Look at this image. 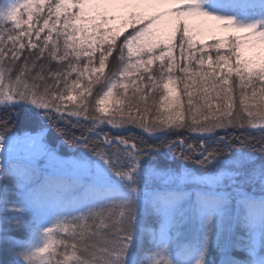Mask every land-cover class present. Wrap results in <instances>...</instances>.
I'll return each instance as SVG.
<instances>
[{"label": "snow or ice", "instance_id": "6c2138e0", "mask_svg": "<svg viewBox=\"0 0 264 264\" xmlns=\"http://www.w3.org/2000/svg\"><path fill=\"white\" fill-rule=\"evenodd\" d=\"M0 264H264V0H0Z\"/></svg>", "mask_w": 264, "mask_h": 264}, {"label": "rangeland", "instance_id": "374dc122", "mask_svg": "<svg viewBox=\"0 0 264 264\" xmlns=\"http://www.w3.org/2000/svg\"><path fill=\"white\" fill-rule=\"evenodd\" d=\"M64 154L65 155H70V153L68 152V150L66 152L64 151Z\"/></svg>", "mask_w": 264, "mask_h": 264}, {"label": "trees", "instance_id": "16d2710c", "mask_svg": "<svg viewBox=\"0 0 264 264\" xmlns=\"http://www.w3.org/2000/svg\"><path fill=\"white\" fill-rule=\"evenodd\" d=\"M190 135V134H189ZM171 138V137H170ZM65 152L67 151V149L64 150Z\"/></svg>", "mask_w": 264, "mask_h": 264}]
</instances>
